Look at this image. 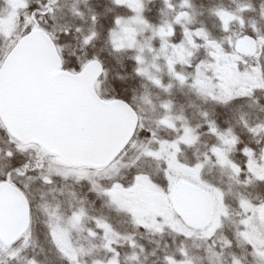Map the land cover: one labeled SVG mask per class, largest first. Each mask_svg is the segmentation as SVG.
<instances>
[{
    "label": "snow or ice",
    "instance_id": "6c2138e0",
    "mask_svg": "<svg viewBox=\"0 0 264 264\" xmlns=\"http://www.w3.org/2000/svg\"><path fill=\"white\" fill-rule=\"evenodd\" d=\"M0 264H264V0H0Z\"/></svg>",
    "mask_w": 264,
    "mask_h": 264
}]
</instances>
